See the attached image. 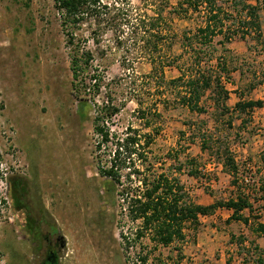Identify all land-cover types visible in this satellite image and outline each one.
<instances>
[{"label": "rangeland", "instance_id": "374dc122", "mask_svg": "<svg viewBox=\"0 0 264 264\" xmlns=\"http://www.w3.org/2000/svg\"><path fill=\"white\" fill-rule=\"evenodd\" d=\"M114 1L134 17L153 16L161 2ZM230 3L221 0L226 10ZM258 6L260 40L239 34L223 53L216 37L211 48L212 64L218 57L226 64L230 109L238 102L236 89L243 100H264V0ZM169 12L168 7L164 16L170 45L161 51L166 61L180 55L184 35H193L200 24L197 16ZM76 36L93 51V66L116 104L126 100L112 129L124 131L129 125L151 134L148 158L158 171L177 176L195 204L247 197L252 212L242 215L249 222H227L231 212L218 209L200 217L197 231H185L182 242L163 247L148 237L135 239L134 226L120 220V209L112 208L102 190L94 107L90 100L82 105L76 99L70 48L53 0H0V200H5L0 205V264H254L258 252L253 246L264 252V238L253 232L257 223L264 224V109H254L249 119L231 113L215 123L208 95L202 100L205 112L190 113L176 105L171 89L162 91L147 78L151 66L142 53V32L108 27L93 37L83 26ZM179 75L176 65L165 69L166 81ZM249 85L255 87L248 90ZM104 99L102 93L95 102ZM134 99L142 108L157 104L159 117L150 127L139 120ZM202 133L205 138L216 133L225 142L237 175L224 169L211 141L202 149ZM10 180L21 187L18 204L9 195ZM49 252L55 257L48 258Z\"/></svg>", "mask_w": 264, "mask_h": 264}, {"label": "trees", "instance_id": "16d2710c", "mask_svg": "<svg viewBox=\"0 0 264 264\" xmlns=\"http://www.w3.org/2000/svg\"><path fill=\"white\" fill-rule=\"evenodd\" d=\"M160 1L159 9L153 12V16L135 17L130 16L131 12L127 9L117 6L114 0L110 3L103 0H53V4L60 17L66 44L70 48V72L76 99L84 103L82 105L90 100L94 107L92 124L97 139L96 163L98 174L105 180L102 190L106 200L112 208L120 209V220L134 226L135 239L148 237L155 245L167 247L174 242L184 241L185 231L196 232L200 225L199 218L210 216L218 209L231 212L227 222L238 221L247 225L248 218L242 213L246 210L251 213L252 205L247 197L242 196L207 206L195 204L177 176L158 171L148 158L151 134H141L138 129L129 125L124 131L113 130V120L124 109L126 100L116 104L115 96L111 94L108 85L104 84L103 74L93 66V51L81 45L76 36L77 31L86 26L93 33V37L108 27L120 29L126 26L142 32V53H146L151 66L147 78L155 81L157 88L162 91L167 87L171 89L176 105L190 113H204L202 100L208 95L215 123L231 113H237L239 118L240 115H245L249 119L254 109L264 108V101L243 100L236 89L234 91L238 95V102L230 109L226 104L229 99L226 84H230V78L225 61L218 57L215 64H212L213 58L210 55L216 37L221 38L217 44L223 53L227 52L225 44L239 34L242 39L249 36L257 40L262 38L259 0H252L254 4L248 0H231L227 10L221 5V0ZM168 7L169 15H190L200 19L193 35H184L182 51L171 61H166L167 58L161 56L163 47L170 45V32L166 30L167 17L164 16ZM230 20L233 24H228ZM92 43L97 45L98 42L92 38ZM174 65L180 75L166 81L165 69ZM254 87L249 85L247 89L252 90ZM102 93L105 99L98 105L95 99ZM134 101L139 106L136 111L140 114L139 120L144 121V127H150L155 118L159 117L156 112L157 104H153L152 109L149 106L142 108L137 99ZM163 103L164 100L160 102L164 107ZM231 120L232 118H228V126L232 125ZM200 136L202 149L207 141H211L216 151L221 153L224 169L233 176L237 175V166L225 142L221 143L216 133L210 134L208 138L203 133ZM101 154L105 156L104 159ZM188 175H195V171L191 169ZM2 179L0 171V180ZM8 186L12 201L18 204L17 195L22 193L19 182L10 180ZM1 204L5 205V200H0ZM253 232L264 238V224L257 223ZM253 248L258 252L254 264H264L263 250L257 245ZM241 251H238V255L244 256Z\"/></svg>", "mask_w": 264, "mask_h": 264}, {"label": "flooded vegetation", "instance_id": "af4514ba", "mask_svg": "<svg viewBox=\"0 0 264 264\" xmlns=\"http://www.w3.org/2000/svg\"><path fill=\"white\" fill-rule=\"evenodd\" d=\"M50 257L54 258L55 256L52 253L49 252V257L48 258H50Z\"/></svg>", "mask_w": 264, "mask_h": 264}, {"label": "crops", "instance_id": "0c3cea01", "mask_svg": "<svg viewBox=\"0 0 264 264\" xmlns=\"http://www.w3.org/2000/svg\"><path fill=\"white\" fill-rule=\"evenodd\" d=\"M262 101H264L263 99H261ZM264 108L258 109V110H263Z\"/></svg>", "mask_w": 264, "mask_h": 264}]
</instances>
